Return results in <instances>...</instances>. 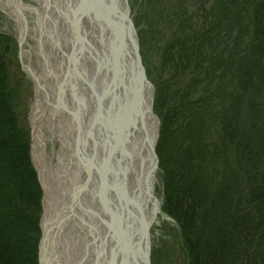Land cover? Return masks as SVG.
I'll use <instances>...</instances> for the list:
<instances>
[{"label": "trees", "instance_id": "obj_1", "mask_svg": "<svg viewBox=\"0 0 264 264\" xmlns=\"http://www.w3.org/2000/svg\"><path fill=\"white\" fill-rule=\"evenodd\" d=\"M189 1L172 15L153 99L162 211L186 264H264V0ZM3 42L0 264H39L42 190Z\"/></svg>", "mask_w": 264, "mask_h": 264}, {"label": "bare ground", "instance_id": "obj_2", "mask_svg": "<svg viewBox=\"0 0 264 264\" xmlns=\"http://www.w3.org/2000/svg\"><path fill=\"white\" fill-rule=\"evenodd\" d=\"M34 1L39 10L21 0L0 4L14 17L34 83L31 150L44 191L40 264H142L129 243L142 235L140 217L151 233L162 204L154 193L159 119L148 80L132 66L135 45L116 80L109 72L105 82L100 60L112 35L96 24L98 0ZM104 1L128 12L125 0ZM26 9L36 13L32 28Z\"/></svg>", "mask_w": 264, "mask_h": 264}, {"label": "rangeland", "instance_id": "obj_3", "mask_svg": "<svg viewBox=\"0 0 264 264\" xmlns=\"http://www.w3.org/2000/svg\"><path fill=\"white\" fill-rule=\"evenodd\" d=\"M21 1L24 5L39 10V4L36 1ZM125 2L132 22V27L135 31L140 60L145 71L146 79L153 88L154 99L155 89L162 84L164 79V74L160 69V52L171 31L170 25L172 15L181 5L188 7L191 4L189 0H125ZM7 13H9V11L6 9L4 11L0 4V36L4 39L2 56L7 63L10 73L11 88L15 93V108L19 114L21 124L29 131L30 158L32 165L35 167L31 150L32 136L30 125V112L34 101V83L32 78L23 68V66L28 63L26 58L21 57V61L19 60L20 48L17 42L16 23L14 17L9 16ZM23 14L27 19L29 27L32 28V23L36 20V13L26 9ZM30 33L33 36L32 32ZM28 44L32 47L34 41L29 39ZM28 48V46H25V49ZM30 52L32 53V51ZM30 60L32 61L33 67L39 71V69H37L34 55H31ZM153 113L155 114L154 110ZM55 148H59L58 143H55ZM46 151L51 154L52 151L50 144L46 145ZM34 169L36 170V167ZM36 174L42 190L43 200L44 191L38 178L39 175L37 170ZM156 180L157 182L155 184L154 193L162 204L163 190L159 170L156 173ZM41 203L42 212L39 223L40 231H42L41 224L44 213V205L42 201ZM162 213L164 212L162 211ZM157 222L152 227L150 233V264H186L185 253L180 245L178 228L176 225L171 221L162 220L159 217L157 218Z\"/></svg>", "mask_w": 264, "mask_h": 264}, {"label": "water", "instance_id": "obj_4", "mask_svg": "<svg viewBox=\"0 0 264 264\" xmlns=\"http://www.w3.org/2000/svg\"><path fill=\"white\" fill-rule=\"evenodd\" d=\"M87 1V0H86ZM88 3V2H87ZM98 4L100 5L101 14L102 17L98 14H95L96 24L98 25L99 29H106L111 35H112V41L109 45V49L107 50V55L103 57V59L100 60V64L104 63V81L106 82L109 76V72L113 74L114 79L118 77V74L124 70L125 64H124V57L125 53L127 52V48H131V51L133 52V44L134 52L132 53V61H133V69L135 72L139 73V79L141 81H147L145 76V71L142 66L139 51H138V44L136 40L135 31L132 27V22L130 20L128 12H124L122 8H112L111 10L108 9V7L105 4L104 0H98ZM126 4V2H125ZM85 1L83 2V6H85ZM127 9V5L125 7ZM113 14L119 17L120 23L124 21L122 24H119L114 18ZM118 19V20H119ZM21 45H19V48ZM97 59V57H96ZM19 60L21 61V55L19 52ZM23 66V65H22ZM103 66V65H102ZM24 68V66H23ZM114 83V82H113ZM152 93L153 88L151 84L149 83ZM115 87V86H114ZM114 89V88H113ZM113 89L109 91V93L113 92ZM116 89V87H115ZM115 91V90H114ZM111 95V94H110ZM100 100L97 101L99 103ZM152 106H153V94H152ZM158 128H159V122H158ZM158 137V135H157ZM156 163L158 166V159L155 153ZM34 167V166H33ZM35 168V167H34ZM35 170V169H34ZM36 171V170H35ZM39 178V177H38ZM43 189V188H42ZM44 194V193H43ZM159 218L166 221H171L174 225L175 222L166 214L161 213L159 215ZM141 224H142V235H139L136 239V243H129L130 247L132 248L133 252H137L141 256L142 264H150V232H149V225L144 224L143 225V219L140 217ZM41 240L40 239V246H41ZM129 241H132L131 239ZM40 246H39V259L38 262L40 264ZM141 246H143V249L141 250Z\"/></svg>", "mask_w": 264, "mask_h": 264}]
</instances>
